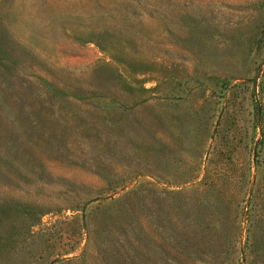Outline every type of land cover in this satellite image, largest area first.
<instances>
[{
  "label": "rangeland",
  "instance_id": "obj_1",
  "mask_svg": "<svg viewBox=\"0 0 264 264\" xmlns=\"http://www.w3.org/2000/svg\"><path fill=\"white\" fill-rule=\"evenodd\" d=\"M0 264H264V0H0Z\"/></svg>",
  "mask_w": 264,
  "mask_h": 264
}]
</instances>
